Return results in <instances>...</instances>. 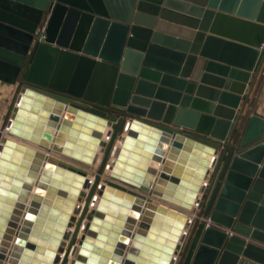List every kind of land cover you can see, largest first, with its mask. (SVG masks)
Listing matches in <instances>:
<instances>
[{"label": "water", "instance_id": "1", "mask_svg": "<svg viewBox=\"0 0 264 264\" xmlns=\"http://www.w3.org/2000/svg\"><path fill=\"white\" fill-rule=\"evenodd\" d=\"M68 51L76 54L69 82L46 87ZM105 61L117 69L110 97L90 104L85 84ZM263 61L264 0H0V78L18 81L6 125L45 145L54 135L52 148L71 160L0 142V264L58 259L66 205L89 181L73 161L95 157L107 122L112 133L60 264L96 186L70 264H264V116L250 113L236 139ZM122 129L111 178L99 182ZM152 195L196 203V214Z\"/></svg>", "mask_w": 264, "mask_h": 264}, {"label": "bare ground", "instance_id": "2", "mask_svg": "<svg viewBox=\"0 0 264 264\" xmlns=\"http://www.w3.org/2000/svg\"><path fill=\"white\" fill-rule=\"evenodd\" d=\"M104 69H105V67L102 66L101 67V71H104ZM15 104H16V102H15ZM107 129H108V131H107ZM40 130L45 133V131H44L45 128L44 127H42ZM2 131H3L2 133L4 134V136L2 137L3 139L1 138L0 142H2L5 137H9L11 139L18 140L20 142H23L25 144L33 146V147H35L37 149H40L43 152L47 153L49 156H53V157H56V158H61V159H64V160L71 161L66 156L62 155L59 151L54 150L52 148V143L54 142V137H53L54 135H52L51 139L49 138L47 140L48 144L45 145L44 143H42L38 139H34L33 140V138H30L28 136H20V135H17L15 133H12L11 131H9L7 125L6 126L4 125V128H3ZM111 133H112V125L109 122H107L105 124V127L102 130L99 131V135L101 137V140H100V142L97 145L96 152H95V157H93V159L90 162H88V164H82V163H79V162H76V161H73V162L75 164L79 165V166H82L85 169H87V168H92V169L95 168L93 171H96L97 167L99 166L100 160H101V158L103 156V153H104V149H105V145H106L104 143L109 141ZM125 133H126V130L122 129L120 131V133L118 134V135H120V138L117 135L113 139L112 148L110 149V151H109V153H108V155L106 157L107 159H106L105 167H104V169L101 170V172H102L101 174L102 175H104V174L106 175L104 178L100 179L102 182H105L107 178L108 179L111 178V177H109L110 166L113 163V160H114V158L116 156V150H114V148H115L114 146H116V148H119V145L121 144V141H122ZM46 159H47L46 157H42L41 158V160L39 162L40 167H39L38 171L42 170V168L44 167V162H45ZM101 174H100V176H101ZM86 175L88 176L89 181L88 182L83 181L81 183L80 191L75 195V198H73L74 204L66 205L65 209L68 210V214H69L68 215V222H67V224H66V226L64 228V233H63V235L60 238V242L58 244V247L56 248L55 255L58 257V259L55 260V257H54L53 259H51V263L50 264H60V262L62 260V257H63V254H64L63 248H64V246H67L68 242L71 239V235H72L75 223H76L77 219L79 218V215L81 214V210L83 208V205L85 204V199H86L87 193L89 191V186H90V184H91V182H92V180L94 178V173L93 172L90 173V172H88L86 170ZM36 185H37V182H36V180H34L32 182V188L30 190V194L28 195L25 203H28V204L30 203V200L32 199V193L35 192L34 189H35ZM98 198H99V194L96 193V191H95L93 193V196L90 198V200H89V202L87 204V206L91 209L90 214L94 213L95 205H96V203L98 201ZM152 198H153V200H155V201H157L159 203H162L163 205H165L167 207H171V208H173V209H175L177 211H182V212L186 213L187 215H189V217H193L196 214V212L193 211V208L195 206H197L196 203H193L194 207H192V209H191L189 206L183 205L181 203L177 204V203H173L171 201L162 200L159 197H156L155 195L154 196L152 195ZM23 210H24L23 211V215L19 214L20 217H19V220H18L19 222L18 223L23 222L24 212L26 211V208H23ZM102 213L103 212H101L100 215H102ZM140 217H141L140 215L137 216L138 219ZM89 219L90 218H88L86 214L83 215V218L81 220V223L79 225V228H78L77 234H76V236L79 238V240L75 244H73L71 246L69 254L67 256V260L68 261H70L71 258L76 256V254H77V246L79 245L80 240H81L83 234L85 233V231L87 229V224L89 222ZM186 229H187V224L184 226L183 230H186ZM16 235H17V233L14 232L13 236H16ZM13 242H15V241L12 239L11 243H10V245L8 247L9 250H11L13 248ZM129 244H130V242H129ZM61 246H62V249H60Z\"/></svg>", "mask_w": 264, "mask_h": 264}, {"label": "crops", "instance_id": "3", "mask_svg": "<svg viewBox=\"0 0 264 264\" xmlns=\"http://www.w3.org/2000/svg\"><path fill=\"white\" fill-rule=\"evenodd\" d=\"M48 16V11L44 12V23L45 20ZM40 29V28H39ZM67 54L71 55V57H67ZM75 52L68 51V53L65 54H59L57 57L55 64L53 66V69L51 71L50 77H49V83L46 85L48 88H63L66 86V84L69 82V79L71 77L73 68H74V61H75ZM108 61H105L103 64H95L92 72L90 73L88 77V81L85 84V91L84 94L86 96L82 97L85 100H96L97 102L105 103L111 93V88L113 86V81H114V76L116 73V65L111 64V66L108 64ZM264 65V61L262 63V67ZM110 67L111 72H113V75H107L106 71H101V67ZM196 66H193V68ZM204 68L202 67L201 70ZM263 70V69H262ZM258 73V76L254 82V87L259 81V77L261 76V72ZM258 80V81H257ZM198 82V81H197ZM18 81L12 82V81H7V80H2L0 78V121L5 119V117H8V113L11 114L12 108V98L15 96L17 92V84ZM196 89V86L194 87V91ZM210 96V95H209ZM251 96V93L249 97ZM220 97V94L218 97L214 100V102L217 104L218 99ZM247 100V104L250 106L251 100ZM206 98V97H205ZM209 98V97H208ZM244 100V97L241 98L240 103L241 104ZM95 103V102H92ZM104 105V104H103ZM216 109V105L214 106ZM214 109V110H215ZM238 131L236 132L237 136L236 139L239 138L240 133L242 132V129H237ZM195 216V215H194ZM193 216V217H194ZM221 228H226L222 227L221 225H218Z\"/></svg>", "mask_w": 264, "mask_h": 264}, {"label": "rangeland", "instance_id": "4", "mask_svg": "<svg viewBox=\"0 0 264 264\" xmlns=\"http://www.w3.org/2000/svg\"><path fill=\"white\" fill-rule=\"evenodd\" d=\"M43 23H44V15L41 18V21L39 22L37 27L41 28ZM260 70H262V72H261V76L259 77V81L257 80L258 81L257 84L255 85V87L254 86L252 87V90L250 92L251 93V96L249 97V99L251 100L250 106L246 102V104L244 106V110H243L241 118H240V121H239V123L237 125V129L241 130V129L244 128L245 123H246V121L248 119V116L252 112H256V113H259V114L264 116V65H263V67L261 66ZM87 101L90 104H93L92 102H95L97 104H101V103H98L96 100H87ZM111 112H113V111L111 110ZM8 115L10 116V113H8ZM9 116L5 117V119L0 121V129L3 130L4 125L6 126V122H7L8 118H9ZM2 130L0 132L1 137L4 136V134L2 133L3 132ZM119 133H120V131L116 132L115 136H117ZM118 136L120 138V135H118ZM107 143L108 142H106L104 144H107ZM105 147H106V145H105ZM104 167H103V169H104ZM98 168H99V166L97 167L96 171H93L95 168H93V169L92 168H87L86 170L88 172H90V173L93 172L94 176H95L96 172H98ZM101 173L102 172H100V174ZM105 176H106L105 174L104 175L101 174V176L99 177V182H102L100 179L104 178ZM95 191H96V193H99V187L98 186L95 187L94 192ZM90 212H91V209L87 206L85 208V213L84 214L87 215V213H90ZM78 240H79V238L77 236H75L74 239H73V244H75ZM65 248H66V246H64L63 251L65 250ZM69 262L70 261L66 260L65 264H70Z\"/></svg>", "mask_w": 264, "mask_h": 264}, {"label": "built area", "instance_id": "5", "mask_svg": "<svg viewBox=\"0 0 264 264\" xmlns=\"http://www.w3.org/2000/svg\"><path fill=\"white\" fill-rule=\"evenodd\" d=\"M43 29H44V23L42 24L40 30H43ZM9 117H10V116H9ZM1 130H2V129H0V132H1ZM1 138H2V137H1V135H0V140H1Z\"/></svg>", "mask_w": 264, "mask_h": 264}, {"label": "snow or ice", "instance_id": "6", "mask_svg": "<svg viewBox=\"0 0 264 264\" xmlns=\"http://www.w3.org/2000/svg\"><path fill=\"white\" fill-rule=\"evenodd\" d=\"M29 219H31V217H29Z\"/></svg>", "mask_w": 264, "mask_h": 264}]
</instances>
